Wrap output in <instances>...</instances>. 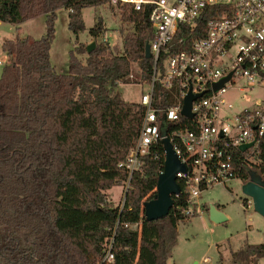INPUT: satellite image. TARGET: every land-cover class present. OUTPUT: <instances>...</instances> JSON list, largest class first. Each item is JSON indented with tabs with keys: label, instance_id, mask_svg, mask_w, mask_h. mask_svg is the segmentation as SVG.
<instances>
[{
	"label": "trees",
	"instance_id": "1",
	"mask_svg": "<svg viewBox=\"0 0 264 264\" xmlns=\"http://www.w3.org/2000/svg\"><path fill=\"white\" fill-rule=\"evenodd\" d=\"M109 1L0 0V21L19 27L46 15L48 25L39 39L3 43L11 60L0 77V264H167L173 255L178 224L188 218L176 210L185 206L184 195L173 196L166 217L148 221L144 211L157 192L164 157H145L146 176L132 177L123 206L107 194L127 180L119 164L138 137L144 113L117 87L132 82L131 74L142 82L152 80L148 11L113 6L134 25L122 51L97 41L105 31L98 17L89 30L96 40L93 51L79 43L66 74L51 62L57 12L69 9V29L78 35L86 29L83 9ZM263 258L264 241L232 250L236 262Z\"/></svg>",
	"mask_w": 264,
	"mask_h": 264
},
{
	"label": "built area",
	"instance_id": "2",
	"mask_svg": "<svg viewBox=\"0 0 264 264\" xmlns=\"http://www.w3.org/2000/svg\"><path fill=\"white\" fill-rule=\"evenodd\" d=\"M119 4L148 11L153 30L149 45L154 65L151 82H143L148 89L139 102L144 108L141 128L119 164L127 174L126 192L135 174L146 176L145 157L166 159L165 137L187 166L186 172L177 173L181 192L175 196L184 195L186 200L185 206H177V213L181 209L187 217L202 215V194L216 185L227 186L237 179H245V184L252 172L264 181L263 100L233 115L224 113L233 107L225 94L238 81L264 86V0L107 3ZM230 74L216 91L215 84ZM129 78L133 80L134 74ZM189 94L201 95L192 103V117L182 114ZM181 117L189 123L183 124ZM246 203L254 206L253 198L248 197ZM107 258L113 261L110 252Z\"/></svg>",
	"mask_w": 264,
	"mask_h": 264
},
{
	"label": "rangeland",
	"instance_id": "3",
	"mask_svg": "<svg viewBox=\"0 0 264 264\" xmlns=\"http://www.w3.org/2000/svg\"><path fill=\"white\" fill-rule=\"evenodd\" d=\"M69 9L57 12L54 21L55 36L51 44V62L59 73L69 71L71 51L79 44L89 45L96 42L89 30L101 17L105 31L97 41H107L115 50L122 51L125 36L134 30V25L124 22L118 8L107 4L83 9L86 29L76 35L69 29ZM47 16L39 15L24 21L19 27L9 22L0 21V77L4 65L10 62V57L3 50V43L8 39L32 37L39 39L46 34ZM86 58V55H82ZM135 72L139 70L134 64ZM136 75V73H135ZM148 89L139 77L132 82L120 83L117 90L128 102H140L142 95ZM232 108L224 113L233 115L235 112L251 108L255 100L264 102V86H250L244 80L238 81L225 94ZM237 179L225 185H216L205 190L202 203L205 212L202 215L188 217L178 224V240L173 255L167 264H249L236 262L232 259V250L240 249L245 243H260L264 241V217L254 206L248 207V196L243 192V181ZM126 192V182L115 185L107 191L108 199L115 205L123 206ZM215 205L227 216V221L216 223L211 219L209 208ZM264 264V258L256 263Z\"/></svg>",
	"mask_w": 264,
	"mask_h": 264
},
{
	"label": "water",
	"instance_id": "4",
	"mask_svg": "<svg viewBox=\"0 0 264 264\" xmlns=\"http://www.w3.org/2000/svg\"><path fill=\"white\" fill-rule=\"evenodd\" d=\"M96 47V42H92L87 46L88 52L93 51ZM146 56L151 58L150 45L146 46ZM231 74L217 82L214 89L218 91L222 88L225 82L230 78ZM201 95L189 94L184 103L182 114L186 117H192L191 113L193 101ZM163 135L166 134V126L162 127ZM163 144L166 151V159L164 171L159 175L157 192L151 200L144 203L145 217L148 221L158 220L169 215L174 205L173 196L181 192V186L177 180L178 172H186L187 166L181 162L176 154L172 142L168 138L163 139ZM246 146H242L244 149ZM243 192L252 197L255 210L264 217V181L255 172L251 173V180L243 184ZM127 193V192H126ZM211 219L216 223L227 221V216L220 211L215 205L209 208Z\"/></svg>",
	"mask_w": 264,
	"mask_h": 264
},
{
	"label": "crops",
	"instance_id": "5",
	"mask_svg": "<svg viewBox=\"0 0 264 264\" xmlns=\"http://www.w3.org/2000/svg\"><path fill=\"white\" fill-rule=\"evenodd\" d=\"M260 100H262V99H260ZM217 207V206H216ZM220 211H222L219 207H217Z\"/></svg>",
	"mask_w": 264,
	"mask_h": 264
}]
</instances>
